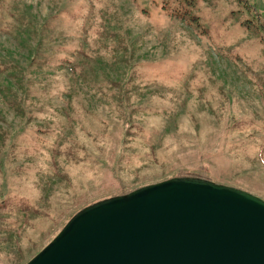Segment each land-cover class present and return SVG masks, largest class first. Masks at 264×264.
Wrapping results in <instances>:
<instances>
[{
	"label": "rangeland",
	"instance_id": "374dc122",
	"mask_svg": "<svg viewBox=\"0 0 264 264\" xmlns=\"http://www.w3.org/2000/svg\"><path fill=\"white\" fill-rule=\"evenodd\" d=\"M182 176L264 199V0H0V264Z\"/></svg>",
	"mask_w": 264,
	"mask_h": 264
},
{
	"label": "water",
	"instance_id": "95a60500",
	"mask_svg": "<svg viewBox=\"0 0 264 264\" xmlns=\"http://www.w3.org/2000/svg\"><path fill=\"white\" fill-rule=\"evenodd\" d=\"M27 264H264V199L175 177L84 208Z\"/></svg>",
	"mask_w": 264,
	"mask_h": 264
},
{
	"label": "trees",
	"instance_id": "16d2710c",
	"mask_svg": "<svg viewBox=\"0 0 264 264\" xmlns=\"http://www.w3.org/2000/svg\"><path fill=\"white\" fill-rule=\"evenodd\" d=\"M182 177H183V176H182ZM201 177H202V176H201ZM201 177H200V179H201ZM204 177H205V179H206V180H208V179H209V178H207L206 176H204ZM202 179H204V178H202Z\"/></svg>",
	"mask_w": 264,
	"mask_h": 264
}]
</instances>
